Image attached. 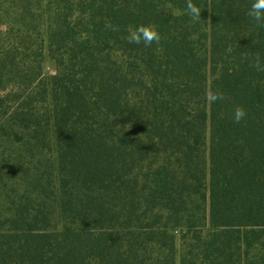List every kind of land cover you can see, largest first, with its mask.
<instances>
[{
  "label": "trees",
  "instance_id": "1",
  "mask_svg": "<svg viewBox=\"0 0 264 264\" xmlns=\"http://www.w3.org/2000/svg\"><path fill=\"white\" fill-rule=\"evenodd\" d=\"M192 2L0 0V264H264V27Z\"/></svg>",
  "mask_w": 264,
  "mask_h": 264
},
{
  "label": "clouds",
  "instance_id": "2",
  "mask_svg": "<svg viewBox=\"0 0 264 264\" xmlns=\"http://www.w3.org/2000/svg\"><path fill=\"white\" fill-rule=\"evenodd\" d=\"M201 8L194 4L192 0H186V7L183 14L191 18L192 23H200ZM247 15L254 21L257 27H264V0H252ZM116 30V29H114ZM161 35L154 25H137L129 28L126 40L129 44L143 45L144 47H152L154 44L159 46L161 43ZM257 71H264V65L261 64L259 56H257L252 65ZM206 102L211 105L218 101H224L225 95L222 92L208 90L205 94ZM247 116L246 110L242 106H236L233 110L232 121L239 124Z\"/></svg>",
  "mask_w": 264,
  "mask_h": 264
},
{
  "label": "rangeland",
  "instance_id": "3",
  "mask_svg": "<svg viewBox=\"0 0 264 264\" xmlns=\"http://www.w3.org/2000/svg\"><path fill=\"white\" fill-rule=\"evenodd\" d=\"M41 69L43 73L51 75L54 73V64L50 60L45 59L42 63Z\"/></svg>",
  "mask_w": 264,
  "mask_h": 264
}]
</instances>
